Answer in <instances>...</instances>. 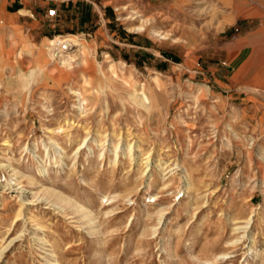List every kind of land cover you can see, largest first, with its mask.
Listing matches in <instances>:
<instances>
[{
  "label": "rangeland",
  "instance_id": "obj_1",
  "mask_svg": "<svg viewBox=\"0 0 264 264\" xmlns=\"http://www.w3.org/2000/svg\"><path fill=\"white\" fill-rule=\"evenodd\" d=\"M50 1L0 19V264H264V132L237 111L264 67L223 45L241 23L214 0ZM73 36L87 59L61 65L48 39Z\"/></svg>",
  "mask_w": 264,
  "mask_h": 264
},
{
  "label": "crops",
  "instance_id": "obj_2",
  "mask_svg": "<svg viewBox=\"0 0 264 264\" xmlns=\"http://www.w3.org/2000/svg\"><path fill=\"white\" fill-rule=\"evenodd\" d=\"M31 1L50 3V0H0V19L19 16L25 17L29 11L26 4ZM223 8L225 26H233L240 22L232 41H225V47H233L238 60L237 67L243 72L252 67H264V0H214ZM51 7V6H50ZM49 8V7H48ZM52 40V39H48ZM248 52V57L241 54ZM216 78V77H215ZM242 86V84L240 85ZM242 123L264 132V104L255 91L243 87L241 96H237Z\"/></svg>",
  "mask_w": 264,
  "mask_h": 264
},
{
  "label": "bare ground",
  "instance_id": "obj_3",
  "mask_svg": "<svg viewBox=\"0 0 264 264\" xmlns=\"http://www.w3.org/2000/svg\"><path fill=\"white\" fill-rule=\"evenodd\" d=\"M131 31H134V32H137V31H141V30H144V28L142 27V25H135V26H132L130 28ZM153 33L155 35H158V37L160 38H167V35H163L161 32L159 33L158 31L154 30ZM164 33V32H163ZM65 37V36H63ZM50 42V45H54L52 46V54L51 56H54L56 57L59 61V63L61 65H68L70 66L73 62H72V56L69 52V49H62V45L65 44V45H68V47L72 48L73 46H78L77 48V51L79 52L80 54V58L82 61H85L87 58H86V51H85V46L83 45L82 42H79V40L76 38V37H67L66 39H62L57 37L56 40H51L49 41ZM56 43V44H55ZM57 51V52H56ZM146 98V97H145ZM53 148L55 149H61V148H58V145L56 143H53ZM79 149L81 148V145L77 146Z\"/></svg>",
  "mask_w": 264,
  "mask_h": 264
},
{
  "label": "built area",
  "instance_id": "obj_4",
  "mask_svg": "<svg viewBox=\"0 0 264 264\" xmlns=\"http://www.w3.org/2000/svg\"><path fill=\"white\" fill-rule=\"evenodd\" d=\"M83 1L88 2V3H89V2H90V3H95V2H97L98 0H83ZM55 12H56V10H55L53 7H49L48 10H47V15H49V16H53V15L55 14ZM61 48H62V49H69L68 45H65V44H63ZM56 52H57V51H56Z\"/></svg>",
  "mask_w": 264,
  "mask_h": 264
}]
</instances>
